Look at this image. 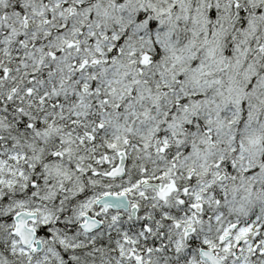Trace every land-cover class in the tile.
Returning <instances> with one entry per match:
<instances>
[{
    "label": "snow or ice",
    "instance_id": "snow-or-ice-1",
    "mask_svg": "<svg viewBox=\"0 0 264 264\" xmlns=\"http://www.w3.org/2000/svg\"><path fill=\"white\" fill-rule=\"evenodd\" d=\"M0 264H264V0H0Z\"/></svg>",
    "mask_w": 264,
    "mask_h": 264
}]
</instances>
